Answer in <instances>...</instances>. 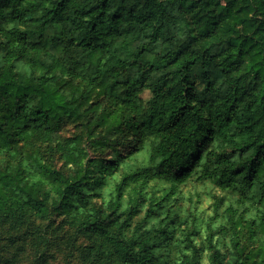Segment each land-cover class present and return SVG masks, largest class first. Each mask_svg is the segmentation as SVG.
Instances as JSON below:
<instances>
[{"label": "trees", "instance_id": "16d2710c", "mask_svg": "<svg viewBox=\"0 0 264 264\" xmlns=\"http://www.w3.org/2000/svg\"><path fill=\"white\" fill-rule=\"evenodd\" d=\"M79 3L81 6L75 8L73 15H83L79 30L88 34L84 47L89 46L91 34L101 28L107 34L118 20H123L125 24L131 20L130 27L140 22L133 12L135 5L127 7L125 0H121L119 7L115 0H79ZM71 4L72 0H59L57 7L62 5L67 8ZM36 7L32 0H0V34L8 37L0 39V52H4L9 61L15 56V61L9 67L16 69L18 75L31 71L32 61L30 58L27 63L24 62L27 49L23 46L31 33L22 26L43 19L34 15ZM189 7L194 11L199 8L196 16L210 24L212 31L204 37L206 42L223 44L224 41L216 39V30H219L225 35L227 45H230L220 49L219 64L211 75L207 63L198 69L203 78L201 82L206 85L204 91L212 90L223 105L217 110L215 101L208 98L199 101L201 108L208 112V116L201 118L203 146L189 145L186 134L190 114L200 110L195 107L199 95L196 91L197 81L187 79V74L180 75L188 64L195 61L187 53L181 54L177 50L172 56L156 53L159 59L154 63L151 59L148 61L151 73H162L158 78L160 91L152 88L160 100L156 110L158 114L152 116L150 113V117L151 125H160L156 133L169 138L167 146L161 147L164 141L157 139L154 148L152 134L145 125L148 134L140 148L127 156L117 153L115 159L107 151V144L96 143L90 149L88 142L77 136L61 134L56 147L60 150V159L64 161L62 166L69 170L76 166L73 157L81 169L93 164V157L88 156L89 150L101 158L94 163L100 175L91 179L88 177L91 169H88L82 171L79 177L84 183L78 210L81 213L87 210L89 216L98 217L94 223L101 226V235L115 230V236L109 238L120 245L123 257L129 264H264V55L261 54L259 42L254 43L238 29L233 32L228 27L229 21L220 0H193ZM204 9L207 11L204 12ZM200 12H204V15L201 16ZM52 19L53 16L49 14V20ZM48 22L44 20L41 27ZM123 34L129 38L134 36V33L126 30ZM32 47L36 48L37 56L43 54L42 47L37 44H32ZM150 52L144 45L137 50L138 55H150ZM109 59L112 57L106 55L104 63ZM133 65L135 60L129 63V67ZM113 66H119L118 59ZM99 70L102 73L106 71L103 64ZM93 79H96L95 75ZM185 80L187 83L177 94L174 91L176 83H184ZM133 83L136 90L128 92ZM145 84L147 78L143 77V73L137 81L125 79L122 82L117 79L108 84L107 95L111 96V104L115 106L112 111H107L105 107V95L99 91L100 84L96 85L99 99L84 95L82 86L79 98L87 105L84 112L89 113L87 122L94 129L89 135L94 136L95 132L109 126L119 127L125 104L131 103L136 91H148ZM119 87H124V91L118 93ZM189 89H192L191 96ZM225 95L227 99H224ZM137 99L142 101L146 97L140 95ZM150 102L157 103L156 100ZM173 102V111L180 112L182 120L173 122V113L166 108L167 104ZM103 112H107V115L102 125L97 122L100 115L93 113ZM39 115L40 110H37L33 121ZM82 116L83 113L75 116L79 122L70 126L79 129L83 125ZM72 119L73 115L70 114L69 120ZM24 127L31 134L32 129L27 124ZM94 138L100 139L99 136ZM13 143L12 140L8 141L9 145ZM143 152L147 154V163L125 165L127 161L138 159ZM104 157L108 158L110 167L101 168ZM176 162L180 164V172L173 169ZM119 172L122 173L121 178L115 184L114 192L106 198L103 189L110 178ZM154 180L166 184L160 189H149ZM193 181H208L226 192L229 201L224 206L223 199H216L211 214L202 221L206 212L201 215L197 204L189 203L185 212L180 214L174 210V202L186 198L182 185ZM162 211L165 217L158 224L147 227L148 220L161 215Z\"/></svg>", "mask_w": 264, "mask_h": 264}, {"label": "clouds", "instance_id": "9594fccd", "mask_svg": "<svg viewBox=\"0 0 264 264\" xmlns=\"http://www.w3.org/2000/svg\"><path fill=\"white\" fill-rule=\"evenodd\" d=\"M32 3L37 6L34 15L43 19L22 26L31 33L23 44L27 49L24 62L31 58V71L18 75L16 69L9 67L15 56L9 61L5 53L0 52V264H129L120 245L109 238L115 236V230L101 235V226L94 223L98 217L89 216L87 210L83 213L78 210L84 183L79 177L88 169H91L88 172L91 179L100 175L94 163L101 158L89 150L93 164L81 169L73 157L76 166L69 170L62 166L64 161L56 147L58 137L61 134L77 136L87 141L90 149L96 143H105L115 159L117 153L127 156L140 148L148 134L145 129L148 125L154 148L157 139L164 141L161 147L167 146L169 138L156 133L160 125H151L150 117V113L152 116L158 114L160 100L152 88L160 91L158 78L162 73H151L148 61L156 62L159 59L156 53L172 56L179 50L195 61L180 75L187 74V79L197 81L199 95L195 107L200 110L190 114L186 134L189 145L202 147L204 127L201 118L208 116V112L201 108L199 101L202 98L215 101L217 110L223 105L212 90L204 91L206 85L201 82L203 78L198 69L207 63L211 75L219 64L220 49L225 48L227 39L216 30V39L224 43L205 41L204 37L212 29L196 16L199 8L194 11L189 7L193 0H125L127 7L135 5L133 12L140 22L130 27L131 20L128 24L118 20L107 34L102 28L91 34L89 46L84 47L88 34L79 30L83 15H73L75 8L81 6L79 0H72L67 8L57 7L59 0H32ZM120 3L121 0H115L117 7ZM220 3L228 18V27L233 32L238 29L254 43L259 42L264 55V0H220ZM49 14L53 16L52 20H49ZM44 20L49 22L41 27ZM125 30L134 36L124 35ZM0 39L8 37L0 34ZM32 44L42 47L43 54L37 56ZM141 45L151 50L150 55L137 54ZM106 55L112 59L104 63ZM117 59L119 66L114 67ZM132 60L135 65L129 67ZM101 64L106 69L103 73L99 70ZM141 73L147 78L146 99H137L145 94L143 89L136 91L131 103L125 104L119 127L109 126L95 132L94 136H99V140L90 136L94 129L87 122L89 113L84 112L87 105L79 98L82 86L84 95L99 99L96 85L100 84L105 107L112 111L115 106L111 104V96L107 95V85L117 79L137 81ZM94 75L96 79H93ZM186 83L187 80L177 82L174 91L178 94ZM135 90L133 83L128 92ZM123 91L124 87L118 88V93ZM188 94L192 95V89ZM224 99H227L226 95ZM151 100L157 103L153 104ZM166 108L173 113V122L183 119L180 112L173 111L174 102ZM37 110L40 115L33 121ZM81 113L83 125L79 129L72 126L69 132V126L79 122L75 116ZM70 114L72 120H69ZM93 114L100 115L97 122L103 125L107 112ZM25 124L32 129L31 134L26 131ZM9 140L14 143L9 145ZM104 167H110L107 157L101 164V168ZM173 169L180 172V164L174 163Z\"/></svg>", "mask_w": 264, "mask_h": 264}, {"label": "rangeland", "instance_id": "374dc122", "mask_svg": "<svg viewBox=\"0 0 264 264\" xmlns=\"http://www.w3.org/2000/svg\"><path fill=\"white\" fill-rule=\"evenodd\" d=\"M147 92H145L144 96L147 97ZM71 127L69 126V132L71 131ZM138 159H135L133 161H127L126 164L132 165L133 163H140L144 162L147 163V154L146 152L140 153L137 157ZM121 172L117 173L114 177L110 178L108 185L103 189V195L108 198L115 189V184L120 180L121 178ZM166 183L162 181L154 180L151 182V186L149 189H160L162 188ZM182 189L184 193L186 194V198L183 201H176L174 202L173 208L174 210L178 211L180 214L185 212V209L188 207V204H197L199 211H201V215H203L204 212H206L203 215V218H201V221L204 219L206 215L211 214V209L214 201L216 199H223V205L225 206L226 203L229 201V196L226 192L218 189L208 181L205 182H198L193 181L188 184L182 185ZM165 217V212L162 211L161 215L156 216L154 218H151L148 220L146 226L150 227L152 225L158 224L160 220ZM203 230V226H202Z\"/></svg>", "mask_w": 264, "mask_h": 264}]
</instances>
